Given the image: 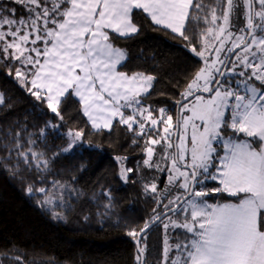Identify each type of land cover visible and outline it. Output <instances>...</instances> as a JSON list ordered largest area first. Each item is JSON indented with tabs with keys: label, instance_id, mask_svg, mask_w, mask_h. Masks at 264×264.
I'll return each mask as SVG.
<instances>
[{
	"label": "snow or ice",
	"instance_id": "snow-or-ice-1",
	"mask_svg": "<svg viewBox=\"0 0 264 264\" xmlns=\"http://www.w3.org/2000/svg\"><path fill=\"white\" fill-rule=\"evenodd\" d=\"M205 7L196 0H0V62L57 117L62 102L74 96L92 128L111 130L115 122L137 139L147 137L143 167L166 173L168 183L163 191L154 180L143 185L160 198L150 221L129 235L142 237L167 220L165 232L171 226L191 236L174 247L165 237L163 264H264V0H222L199 15ZM136 10L192 45L190 52L202 61L176 101L175 116L145 104L155 76L119 70L127 53L114 37L139 34ZM201 20L210 26L193 44L197 37L186 35L187 24ZM240 135L245 139H234ZM68 136L73 140L65 151L83 132ZM13 139L12 150L26 166H47L43 153L24 150L19 134ZM132 172L122 169L121 177ZM209 180L219 186L207 190ZM172 186L177 194L168 199ZM221 192L239 203L204 199ZM173 215H183V222ZM145 251L138 247L137 264H144ZM172 251L178 255L169 258Z\"/></svg>",
	"mask_w": 264,
	"mask_h": 264
},
{
	"label": "trees",
	"instance_id": "trees-1",
	"mask_svg": "<svg viewBox=\"0 0 264 264\" xmlns=\"http://www.w3.org/2000/svg\"><path fill=\"white\" fill-rule=\"evenodd\" d=\"M196 2L206 6L199 13L203 16L222 0ZM134 22L140 28L138 35L114 37L115 46L127 53L126 66L119 70L155 76L145 104L167 108L175 116L176 101L202 61L190 52L192 45L156 26L142 11L136 10ZM208 26L203 20L190 22L186 35L191 39L195 34L192 43L196 44ZM8 71L0 62V93L4 95L0 103V264H137L138 236L129 233H139L150 221L157 208L154 200L160 198L145 192L143 185L154 180L163 191L168 183L166 173L143 167L147 137L137 139L115 122L111 130L92 128L74 96L62 102L61 120ZM46 124L49 127L42 132ZM70 130L82 131L83 137L71 151H65L73 140L68 136ZM17 134L24 150L31 147L43 153L46 167L37 168L35 161L28 167L16 155L12 149ZM29 140L35 144L27 143ZM161 155L157 148L156 161L163 168L166 162L160 160ZM129 168L133 172L125 180L121 171ZM207 184L209 190L219 186L211 180ZM29 186L32 193L27 191ZM39 188L47 193L37 192ZM176 194L172 186L168 199ZM48 196L53 197L52 202L43 204ZM206 198L213 204L238 200L224 192ZM164 222L142 238L145 264H163L165 237L169 236Z\"/></svg>",
	"mask_w": 264,
	"mask_h": 264
},
{
	"label": "rangeland",
	"instance_id": "rangeland-1",
	"mask_svg": "<svg viewBox=\"0 0 264 264\" xmlns=\"http://www.w3.org/2000/svg\"><path fill=\"white\" fill-rule=\"evenodd\" d=\"M242 24V23H241ZM241 24L240 25H238L237 27H241ZM236 29L234 28L233 29V31H235ZM199 50V49H198ZM257 86H259V85H257ZM234 139H245V137L243 136V135H240L239 137H234ZM79 141V140H78ZM78 141H76V142H78ZM75 142V143H76ZM214 171V170H213ZM216 182H218V181H216ZM206 184H207V181H206ZM219 184V183H218ZM207 190H209L208 189V184H207ZM219 194V193H218ZM229 194V193H228ZM230 195V194H229ZM232 196V195H231ZM240 198H243V196L241 195V197ZM205 200H206V202L207 203H209V204H213V203H211L206 197L204 198ZM225 203H239V199L238 200H235V201H227V202H218V203H214V204H225ZM172 219L173 220H175V221H177L178 223H182L183 222V215H181V216H175V215H173L172 216ZM168 221L167 220H165V222L164 223H167ZM167 231L169 232V236H168V239H167V242H168V244L169 245H171V246H175L177 243H184L186 240H189V239H191V236H190V234H186V232H185V230L184 229H182V228H174V227H169L168 229H167ZM171 237H172V241L173 242H176V244H174L173 242L172 243H170V239H171ZM173 238H176V240L175 239H173ZM169 258H174L176 255H178V253H176L175 251H172V252H169Z\"/></svg>",
	"mask_w": 264,
	"mask_h": 264
},
{
	"label": "water",
	"instance_id": "water-1",
	"mask_svg": "<svg viewBox=\"0 0 264 264\" xmlns=\"http://www.w3.org/2000/svg\"><path fill=\"white\" fill-rule=\"evenodd\" d=\"M178 112H179V105L177 106V114H178ZM176 114V115H177ZM156 224H154V225H152L151 227H150V229L152 228V227H154ZM149 229V230H150ZM149 230H147L143 235H142V237L141 236H138V239H137V249H138V247H141V242H142V238L144 237V235L149 231ZM138 241H139V243H138ZM142 259H143V261H144V264L146 263V260H145V254H144V256L142 257Z\"/></svg>",
	"mask_w": 264,
	"mask_h": 264
},
{
	"label": "crops",
	"instance_id": "crops-1",
	"mask_svg": "<svg viewBox=\"0 0 264 264\" xmlns=\"http://www.w3.org/2000/svg\"><path fill=\"white\" fill-rule=\"evenodd\" d=\"M170 30V29H169Z\"/></svg>",
	"mask_w": 264,
	"mask_h": 264
}]
</instances>
